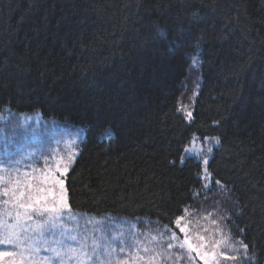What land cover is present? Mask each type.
Returning <instances> with one entry per match:
<instances>
[{"label": "trees", "instance_id": "16d2710c", "mask_svg": "<svg viewBox=\"0 0 264 264\" xmlns=\"http://www.w3.org/2000/svg\"><path fill=\"white\" fill-rule=\"evenodd\" d=\"M6 107L85 127L72 210L174 226L214 205L264 264V0H0ZM196 134L220 138L213 201L202 163L182 162Z\"/></svg>", "mask_w": 264, "mask_h": 264}, {"label": "snow or ice", "instance_id": "6c2138e0", "mask_svg": "<svg viewBox=\"0 0 264 264\" xmlns=\"http://www.w3.org/2000/svg\"><path fill=\"white\" fill-rule=\"evenodd\" d=\"M213 139L219 143L218 138ZM211 151L209 147L208 152ZM75 155L73 152L67 161L58 160L54 166L45 160V168L23 172L19 160L0 164V264H164L165 261L175 264L182 259L191 262L192 253L203 264H227L239 260L241 252L247 256L248 245L243 240L233 241L230 232H224L220 223L223 218L212 219V228L194 234L183 215L172 222L178 231L165 226L166 240L163 234L160 238L146 234L141 240L137 238L141 233L130 231L129 243L121 231L103 243L86 232L68 234L69 240L76 241L75 247L65 245L63 239L50 242L45 233L62 228L65 218L73 219L63 177ZM203 164L207 166V157L203 158ZM204 174L205 179L210 175L207 167ZM116 240H119L118 249L114 246ZM42 247L51 255L41 256Z\"/></svg>", "mask_w": 264, "mask_h": 264}, {"label": "rangeland", "instance_id": "374dc122", "mask_svg": "<svg viewBox=\"0 0 264 264\" xmlns=\"http://www.w3.org/2000/svg\"><path fill=\"white\" fill-rule=\"evenodd\" d=\"M199 56L193 57L192 68V80L196 77L197 70L199 69ZM188 84V86H190ZM187 86V88H188ZM201 86L195 94L187 92L181 100V111L184 113L188 122L193 120L194 104L198 96ZM191 113V117L187 113ZM218 138L219 143H216L215 139ZM86 139V129L82 125H77L66 120L57 118H47L39 110L34 112H19L11 107H6L0 112V164L4 161L14 162L19 160L21 171H31L35 169L45 168V160L49 162L51 166L55 165L58 160L67 161L69 156L75 152L76 155L71 163L68 173L65 177V187L67 176L75 164L78 157L84 150V141ZM220 146V138L217 136L202 137L198 134L194 135L191 142L186 146L183 155L182 162L188 157H195L202 163L201 177L204 182V189L202 195L204 200L213 199L218 197L220 191L225 190V185L222 183L217 184L213 179L212 173L209 169V163L213 157L214 151ZM211 147L212 151L208 152V148ZM31 156V158H29ZM207 157L208 164H203V158ZM207 167L208 175L207 179L204 178V169ZM67 190V187H66ZM68 194V191H67ZM210 202V201H208ZM69 204V198H68ZM209 206V207H208ZM214 205L206 204L202 207V210L209 209V214L204 211L196 209L194 207L187 208L185 211V222L189 224L190 230L195 234L197 231L203 232L204 228H212L211 220L223 218L220 220L221 226L225 233L231 234L233 241L242 240L233 236V231L228 225L225 215L219 213L220 207H213ZM70 207V204H69ZM71 209V207H70ZM207 210V211H209ZM73 219L65 218L62 221L63 227L57 229H50L45 233V238L50 242L56 239H63L65 245L75 247L76 241L68 239V234H84L85 232L90 237H95L101 243L105 239L112 240L114 236L123 231L126 234V238L131 243V236L127 234L131 232L141 233L138 239L144 240V236L156 235L160 238L163 234V238L166 240L167 233L165 226L175 229V226H169L162 224L160 221L151 220L148 218L132 219L128 217L115 216L112 214L97 215L86 212H78L71 209ZM228 217V216H227ZM226 217V218H227ZM31 223V222H30ZM66 231V234L61 237L60 233ZM219 239V235L216 237ZM91 243V240H89ZM54 246V245H53ZM114 246L119 248V240L114 241ZM166 246V245H165ZM231 254V253H229ZM41 256L51 255L46 248L40 249ZM124 254H121L123 256ZM193 259L189 262L186 259L176 261L175 264H203V262L192 253ZM241 258L235 262L228 261L227 264H254L256 258L251 254L249 248L247 256L243 253L240 254ZM164 264H174L173 261H165Z\"/></svg>", "mask_w": 264, "mask_h": 264}]
</instances>
